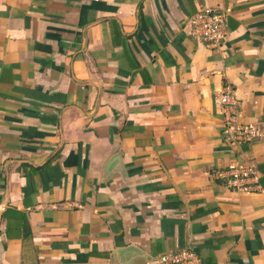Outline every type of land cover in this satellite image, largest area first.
<instances>
[{
	"label": "crops",
	"instance_id": "0c3cea01",
	"mask_svg": "<svg viewBox=\"0 0 264 264\" xmlns=\"http://www.w3.org/2000/svg\"><path fill=\"white\" fill-rule=\"evenodd\" d=\"M205 8L225 19L215 47L189 33ZM224 85L250 145L221 133ZM245 160L255 192L213 179ZM183 248L264 264V0H0V264Z\"/></svg>",
	"mask_w": 264,
	"mask_h": 264
},
{
	"label": "built area",
	"instance_id": "2783aa9c",
	"mask_svg": "<svg viewBox=\"0 0 264 264\" xmlns=\"http://www.w3.org/2000/svg\"><path fill=\"white\" fill-rule=\"evenodd\" d=\"M190 35L208 46H217L225 36V19L216 11L205 8L188 19ZM213 106L221 117V133L235 146L250 145L261 137L260 128L241 120L240 104L233 89L224 85L213 95ZM215 181L231 192L253 193L258 186V171L249 160L229 164L212 170ZM159 264H201L199 256L183 248L158 257Z\"/></svg>",
	"mask_w": 264,
	"mask_h": 264
},
{
	"label": "water",
	"instance_id": "95a60500",
	"mask_svg": "<svg viewBox=\"0 0 264 264\" xmlns=\"http://www.w3.org/2000/svg\"><path fill=\"white\" fill-rule=\"evenodd\" d=\"M122 253H135V254H138V255H142V253L135 247H132V246H129L123 250H121Z\"/></svg>",
	"mask_w": 264,
	"mask_h": 264
}]
</instances>
